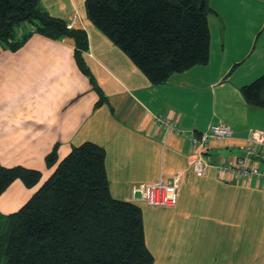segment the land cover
Here are the masks:
<instances>
[{
    "label": "crops",
    "instance_id": "0c3cea01",
    "mask_svg": "<svg viewBox=\"0 0 264 264\" xmlns=\"http://www.w3.org/2000/svg\"><path fill=\"white\" fill-rule=\"evenodd\" d=\"M85 2L40 4L68 24L78 17L72 27L87 33V72L71 38L35 33L16 50L0 43V163L48 178L73 148L94 143L105 150L117 199L136 203L134 187L177 176L176 205L154 210L155 218L144 222L154 264H264V182L215 167L245 157L251 131L264 130V109L248 105L241 91L264 75V0H209V62L161 85H153L88 19ZM157 117L186 132L227 124L234 134L211 142V163L199 177L190 165L196 148L188 137L160 127ZM54 151L58 160L50 168L46 158ZM252 162L264 170V159ZM11 184L13 193L0 198V212L14 213L41 187Z\"/></svg>",
    "mask_w": 264,
    "mask_h": 264
},
{
    "label": "trees",
    "instance_id": "16d2710c",
    "mask_svg": "<svg viewBox=\"0 0 264 264\" xmlns=\"http://www.w3.org/2000/svg\"><path fill=\"white\" fill-rule=\"evenodd\" d=\"M204 1V7L201 3ZM209 0H86L88 19L153 85L210 59ZM41 0H0V43L16 50L33 34L71 38L87 72L84 29L41 8ZM27 24L26 31H20ZM250 106L264 109V75L242 87ZM48 166L58 158L47 156ZM42 173L0 163V195L15 180L34 187ZM142 208L111 194L105 150L91 142L73 148L16 212H0V264H154Z\"/></svg>",
    "mask_w": 264,
    "mask_h": 264
},
{
    "label": "built area",
    "instance_id": "2783aa9c",
    "mask_svg": "<svg viewBox=\"0 0 264 264\" xmlns=\"http://www.w3.org/2000/svg\"><path fill=\"white\" fill-rule=\"evenodd\" d=\"M78 22V17H74L69 26L72 27ZM156 122L162 128L171 129L182 134L190 140V143L196 148V151L190 159L192 172L201 177L206 174L210 165L206 153L209 150L211 142H226L233 138V129L227 124H215L207 132L196 133L194 131L186 132L176 127V123L168 118L157 117ZM253 157L264 159V130H252L246 146V156L237 157L232 161L220 162L215 165L217 170L224 174H230L238 179H260L264 182V170L252 162ZM168 181L161 177L158 181L150 184H141L133 189V193H140L142 198L149 206L172 208L176 205L178 199V181L177 176Z\"/></svg>",
    "mask_w": 264,
    "mask_h": 264
},
{
    "label": "rangeland",
    "instance_id": "374dc122",
    "mask_svg": "<svg viewBox=\"0 0 264 264\" xmlns=\"http://www.w3.org/2000/svg\"><path fill=\"white\" fill-rule=\"evenodd\" d=\"M25 25H27V24H25ZM18 29H20V28H18ZM54 166H56V163L54 164V165H52V167L50 166V168H53ZM42 176H43V172H42ZM47 177L49 178V175H47ZM48 178H46V176L44 177L43 176V179H41L42 181H41V183L39 184V186H41ZM15 185V183L13 184V186ZM12 186V184L11 185H9L8 187H7V189L0 195V198H2V197H4V199H5V195H7V196H9L10 195V193H13V192H11V190H10V188L9 187H11ZM17 188H13V190L15 191ZM18 193V192H17ZM16 193V194H17ZM28 201V200H27ZM27 201H24V202H27ZM24 204V203H23ZM136 204H138L141 208H142V210H143V216H144V222H149V220L151 221V220H153V218H155V211H160V210H162V208L163 207H152V206H149L144 200H142V199H139V200H136ZM21 207H18L17 209H16V211H18L19 209H20ZM155 210V211H154ZM16 211H14V212H16ZM1 213L2 214H4V215H8V214H10V213H4L3 211H1ZM146 223H145V225H146Z\"/></svg>",
    "mask_w": 264,
    "mask_h": 264
},
{
    "label": "water",
    "instance_id": "95a60500",
    "mask_svg": "<svg viewBox=\"0 0 264 264\" xmlns=\"http://www.w3.org/2000/svg\"><path fill=\"white\" fill-rule=\"evenodd\" d=\"M204 1H202V3H201V7H204ZM135 197L137 198V199H141L142 198V196H141V194L140 193H137V194H135Z\"/></svg>",
    "mask_w": 264,
    "mask_h": 264
}]
</instances>
